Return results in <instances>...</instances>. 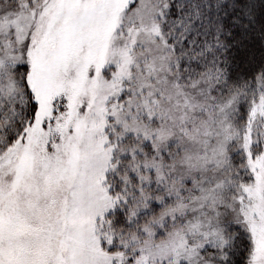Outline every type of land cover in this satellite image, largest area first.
Instances as JSON below:
<instances>
[{"label":"snow or ice","instance_id":"obj_1","mask_svg":"<svg viewBox=\"0 0 264 264\" xmlns=\"http://www.w3.org/2000/svg\"><path fill=\"white\" fill-rule=\"evenodd\" d=\"M0 264H264V0H0Z\"/></svg>","mask_w":264,"mask_h":264}]
</instances>
